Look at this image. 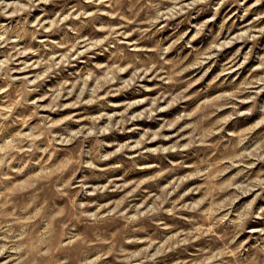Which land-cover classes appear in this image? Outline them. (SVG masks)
Here are the masks:
<instances>
[{
  "label": "rangeland",
  "instance_id": "obj_1",
  "mask_svg": "<svg viewBox=\"0 0 264 264\" xmlns=\"http://www.w3.org/2000/svg\"><path fill=\"white\" fill-rule=\"evenodd\" d=\"M0 264H264V0H0Z\"/></svg>",
  "mask_w": 264,
  "mask_h": 264
}]
</instances>
